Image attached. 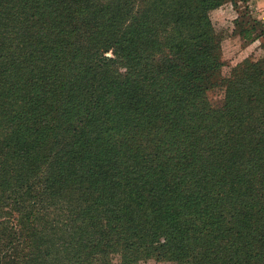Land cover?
<instances>
[{
	"label": "trees",
	"instance_id": "1",
	"mask_svg": "<svg viewBox=\"0 0 264 264\" xmlns=\"http://www.w3.org/2000/svg\"><path fill=\"white\" fill-rule=\"evenodd\" d=\"M249 1L0 0V264H264Z\"/></svg>",
	"mask_w": 264,
	"mask_h": 264
},
{
	"label": "rangeland",
	"instance_id": "2",
	"mask_svg": "<svg viewBox=\"0 0 264 264\" xmlns=\"http://www.w3.org/2000/svg\"><path fill=\"white\" fill-rule=\"evenodd\" d=\"M249 11L255 19L264 24V0H250L248 3ZM242 8V7H241ZM211 19L219 31H224L225 39L222 43V55L226 64L225 69L230 70L235 65L241 63L246 58L254 61L264 57V50L261 47L264 39L255 42L243 40L238 34L232 33L235 29V19L240 16V11L236 10L232 3L228 2L213 9L210 12ZM111 55V53H108ZM210 102L219 105L224 99V87H217L208 92ZM113 264H120V256L113 255ZM138 264H175L172 261H158L149 259Z\"/></svg>",
	"mask_w": 264,
	"mask_h": 264
}]
</instances>
